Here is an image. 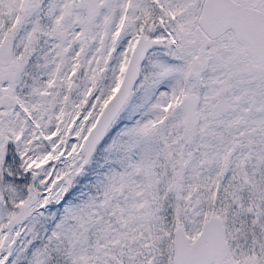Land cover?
<instances>
[{
	"label": "snow or ice",
	"instance_id": "1",
	"mask_svg": "<svg viewBox=\"0 0 264 264\" xmlns=\"http://www.w3.org/2000/svg\"><path fill=\"white\" fill-rule=\"evenodd\" d=\"M0 264H264V0H0Z\"/></svg>",
	"mask_w": 264,
	"mask_h": 264
}]
</instances>
